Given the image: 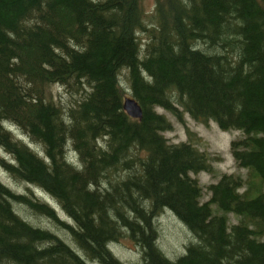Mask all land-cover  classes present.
Returning a JSON list of instances; mask_svg holds the SVG:
<instances>
[{
    "label": "trees",
    "instance_id": "1",
    "mask_svg": "<svg viewBox=\"0 0 264 264\" xmlns=\"http://www.w3.org/2000/svg\"><path fill=\"white\" fill-rule=\"evenodd\" d=\"M158 107L242 131L229 150L252 179L224 172L202 201L191 174L210 157L169 142ZM0 148V169L66 216L0 180V264H125L110 248L123 238L141 264H264V0H154L149 14L142 0H0ZM163 211L194 238L176 258L156 245Z\"/></svg>",
    "mask_w": 264,
    "mask_h": 264
},
{
    "label": "rangeland",
    "instance_id": "2",
    "mask_svg": "<svg viewBox=\"0 0 264 264\" xmlns=\"http://www.w3.org/2000/svg\"><path fill=\"white\" fill-rule=\"evenodd\" d=\"M142 3L145 11L149 14L153 8L154 0H142ZM214 51L215 49L209 50L208 53H213ZM123 79L125 80V78ZM58 91H61V93ZM53 96H55L54 99L56 100H58V97L61 96L62 102L67 101V95L59 87H54ZM127 96H129V94H127ZM68 98H70V95ZM156 110L159 113L166 115V118L172 124V128L170 130L163 132V135L169 142L178 143L189 141L197 149L204 151L210 157L212 171H201L196 174H191L192 177L197 178L198 183L203 187L202 201L207 200L210 197V193L206 190V186L211 182L217 181L219 176L224 172L239 174L246 180L252 179L251 175L248 173V169L239 168L236 166L229 150L230 141L232 138L240 137L242 131H224L221 130L212 120H210L207 124L202 123L194 120L188 113L185 112L182 114L181 118H179L178 116L171 114L162 108L158 107ZM61 114L63 115V112ZM14 132L16 136L25 138V135L22 134L19 129H14ZM25 139L27 140V138ZM28 144L34 148V145L31 143ZM67 152L68 156H72L73 159H75V153L72 151V149H68ZM0 155L5 158L10 157L3 151L2 148H0ZM69 158L72 159L71 157ZM0 180L12 190L19 193L28 192L31 190L40 200L54 206L55 209L58 210L61 218H66L65 214L60 210L58 204L39 188L33 185H28L24 182H16L1 169ZM252 183L253 186H258L257 179H253ZM19 208L21 211V217L31 224L48 228L60 234L65 240L69 239L67 233H64L60 229L56 228L54 224L48 221L46 218L36 215L22 205L19 206ZM212 208L214 211L217 209L216 205H212ZM229 220L230 222H236L237 218L234 215L229 214ZM155 223L158 229L156 245H158L161 251L169 255L171 258H176L177 256L181 255L185 250L184 247L186 244L194 241V238H192V234L188 228L169 211H163V213L157 216L155 218ZM110 248L113 254L125 264H141L140 250L138 247H135V245L128 238H123L119 242L112 243ZM90 264L98 263L90 261Z\"/></svg>",
    "mask_w": 264,
    "mask_h": 264
},
{
    "label": "water",
    "instance_id": "3",
    "mask_svg": "<svg viewBox=\"0 0 264 264\" xmlns=\"http://www.w3.org/2000/svg\"><path fill=\"white\" fill-rule=\"evenodd\" d=\"M123 109L124 111L132 118H141L142 116V109L138 102L130 97V96H125L123 99Z\"/></svg>",
    "mask_w": 264,
    "mask_h": 264
}]
</instances>
